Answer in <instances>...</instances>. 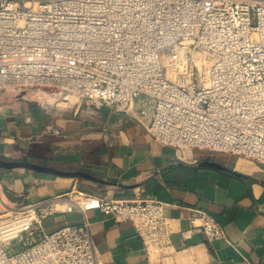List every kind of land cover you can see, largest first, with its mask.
I'll return each instance as SVG.
<instances>
[{
	"label": "built area",
	"instance_id": "built-area-1",
	"mask_svg": "<svg viewBox=\"0 0 264 264\" xmlns=\"http://www.w3.org/2000/svg\"><path fill=\"white\" fill-rule=\"evenodd\" d=\"M8 90L128 115L181 162L200 151L264 167V0H0V92ZM164 208L82 191L19 207L0 199V264H99L87 210L130 221L146 254L164 253ZM73 211L82 224L43 233V219ZM188 222L186 237L224 238L208 213L192 211Z\"/></svg>",
	"mask_w": 264,
	"mask_h": 264
},
{
	"label": "crops",
	"instance_id": "crops-1",
	"mask_svg": "<svg viewBox=\"0 0 264 264\" xmlns=\"http://www.w3.org/2000/svg\"><path fill=\"white\" fill-rule=\"evenodd\" d=\"M40 102L30 91L0 94V161L47 171L0 169L10 207L82 191L165 204L170 246L149 253L130 221L85 211L99 264H264V167L230 154L179 152L153 141L130 116L80 102ZM192 211L208 213L224 238L183 235ZM83 223L79 211L48 216L44 234Z\"/></svg>",
	"mask_w": 264,
	"mask_h": 264
},
{
	"label": "rangeland",
	"instance_id": "rangeland-1",
	"mask_svg": "<svg viewBox=\"0 0 264 264\" xmlns=\"http://www.w3.org/2000/svg\"><path fill=\"white\" fill-rule=\"evenodd\" d=\"M14 93H18V92H16V91H10V90L0 92V94H14ZM30 95H32V97L34 99H38L42 103H45L44 101H47L48 100L47 98L42 97L43 95L41 94L40 91H34V90H32V91H30ZM74 101H75L74 98H71L69 100L70 103H74ZM36 239H37V235L36 234H33V235H23L20 240L17 239V240L12 241L8 245V247L11 250H18V249L24 247L25 245L31 243L32 240H36Z\"/></svg>",
	"mask_w": 264,
	"mask_h": 264
},
{
	"label": "water",
	"instance_id": "water-1",
	"mask_svg": "<svg viewBox=\"0 0 264 264\" xmlns=\"http://www.w3.org/2000/svg\"><path fill=\"white\" fill-rule=\"evenodd\" d=\"M29 169L33 171H47V169L38 167L36 165H32L29 163L25 162H5V161H0V169H5V170H11V169Z\"/></svg>",
	"mask_w": 264,
	"mask_h": 264
}]
</instances>
